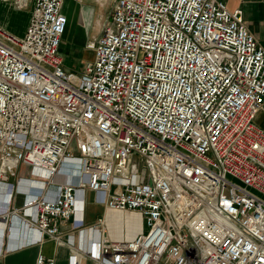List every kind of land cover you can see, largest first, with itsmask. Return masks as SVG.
Segmentation results:
<instances>
[{"label":"built area","instance_id":"obj_1","mask_svg":"<svg viewBox=\"0 0 264 264\" xmlns=\"http://www.w3.org/2000/svg\"><path fill=\"white\" fill-rule=\"evenodd\" d=\"M10 1L32 13L23 35L0 25V215L36 230L31 241L63 242L92 191L147 228L116 240L102 215L80 227L70 264L80 252L100 264H264V46L241 9L116 0L75 75L60 50L65 0Z\"/></svg>","mask_w":264,"mask_h":264},{"label":"crops","instance_id":"obj_2","mask_svg":"<svg viewBox=\"0 0 264 264\" xmlns=\"http://www.w3.org/2000/svg\"><path fill=\"white\" fill-rule=\"evenodd\" d=\"M223 1L226 2L231 10L241 9L246 25L264 46V0ZM115 2L116 0H65L62 10L67 16V26L61 42L67 41L69 45L71 44L76 47L82 55L84 64L94 57L93 50L89 49L87 44L101 34L108 20L107 15L112 12ZM103 7H105L106 12L103 11ZM2 9H4V13L0 12V25L17 35H23L30 21L32 7L29 6L26 9L19 10L14 7L10 0H0V10ZM13 15L23 16L21 26H15L12 18ZM60 50L63 57H65V52L61 46ZM64 66L68 72L75 75H81L85 70V68L83 70H75L65 62ZM255 122L264 128V105L257 113ZM22 169L24 172L26 171L25 173L29 172V174H23ZM20 171L22 175H30V169L26 165H22ZM11 180L13 181L14 178H11ZM21 186L20 190L13 196V207H20L25 199L27 190L23 188V185ZM6 188L5 184L0 187V197L4 196ZM52 192L50 190L49 194H52ZM120 212L123 213V211L106 209L104 205L97 202L95 193L87 191L84 201V221L80 225L87 226L93 224L100 216L105 215L106 230L111 238L116 240L129 239L140 233L141 231H136V228L141 227L144 219L139 211H131V215L129 216L133 225L135 224V229L133 227L129 234L136 231L135 234L119 237V233H115L112 230L114 223L108 220V217H115L117 222H119L123 217ZM14 218L15 220H13ZM2 220H4L5 224L3 228L1 226L3 224H0V234L2 233L4 240L3 244L0 243V264H36L39 253H44L48 257L55 258L56 264H70L71 254L76 253L75 248L84 243L80 232L81 226L79 225L80 227H78L79 222H75L76 228H72V224H70L72 220L62 226L63 242H57L48 235H44L41 240L31 241L37 238L38 233L33 228L31 229L22 224L19 216H7L5 219L0 215V222ZM71 234L73 235L74 246L67 242ZM90 236L94 239L96 236L98 237V234L91 233ZM78 262L81 264H100L95 259L81 252L79 253Z\"/></svg>","mask_w":264,"mask_h":264},{"label":"rangeland","instance_id":"obj_3","mask_svg":"<svg viewBox=\"0 0 264 264\" xmlns=\"http://www.w3.org/2000/svg\"><path fill=\"white\" fill-rule=\"evenodd\" d=\"M103 11L106 12L105 7H103ZM0 12L4 13V9L0 10ZM107 19L110 18L111 13H109L107 15ZM23 16H18V15H13V22L15 23L16 27L21 26V22H22V18ZM95 30V28H94ZM61 48L64 50L65 52V57H64V62L71 66L72 68H74L75 70H83L85 68V64H84V60L82 58V55L80 54V51L77 50L76 47H74L73 45H69V43L67 41H62L60 44ZM23 174H29V172L25 173L24 170L22 169ZM131 211H123V213L120 212L121 215H123L122 219L119 220V222H117V220L115 219V217L109 216L108 220L112 221L114 223V226L112 227V230L115 233H119V237H127V236H131L132 234H135V232L137 230L139 231H145L146 230V224L145 222H143V224L141 225V227H137L136 231L132 234L131 230L134 227L135 229V224L133 225V223L131 222V219H129V216L131 215L130 213ZM138 231V232H139Z\"/></svg>","mask_w":264,"mask_h":264},{"label":"bare ground","instance_id":"obj_4","mask_svg":"<svg viewBox=\"0 0 264 264\" xmlns=\"http://www.w3.org/2000/svg\"><path fill=\"white\" fill-rule=\"evenodd\" d=\"M71 166V164L68 162V161H65V163H64V165H63V168H62V174H65V172H67V170H69V167ZM43 174H47L46 172H44ZM63 178V177H62ZM33 181V183L35 184V185H39V184H41V182H39L38 181V179H34V180H32ZM17 219V218H16ZM13 220H15V218L13 219ZM18 220V219H17ZM3 221V222H2ZM1 222H0V224L2 223L3 225H1L2 226V228H3V226H4V220H2ZM13 225V224H12ZM15 226H17V225H15ZM0 243H3V238H2V233L0 234Z\"/></svg>","mask_w":264,"mask_h":264}]
</instances>
